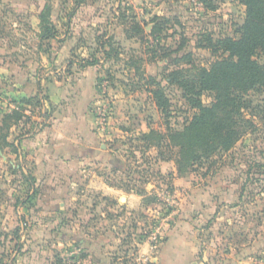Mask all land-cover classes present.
<instances>
[{
    "label": "rangeland",
    "instance_id": "rangeland-1",
    "mask_svg": "<svg viewBox=\"0 0 264 264\" xmlns=\"http://www.w3.org/2000/svg\"><path fill=\"white\" fill-rule=\"evenodd\" d=\"M82 1L0 0V66H22L23 79L39 80L34 94L20 97L17 74L0 72V264H158L167 230L181 222L194 229L197 262L264 264V91L249 92L244 113L252 125L228 151L178 169L177 147L166 136L196 111L168 73L183 69L193 79L199 68L226 57L213 54L208 39L235 37L245 6L240 0ZM46 4L57 36L39 49ZM73 17L85 21L72 25L82 34L67 58L57 57ZM132 22L140 25L142 41ZM101 46L110 48L107 58ZM255 57L264 64V52ZM92 59L105 82L102 102L92 110L106 118L102 125L96 119L95 128L120 167L83 168L74 176L55 169L51 183L38 180L28 140L54 124L61 104L49 99L48 83L78 77ZM158 87L165 111L150 92ZM37 94L39 105L20 103ZM212 95L202 92L199 99L207 105ZM16 107L21 120L2 123Z\"/></svg>",
    "mask_w": 264,
    "mask_h": 264
},
{
    "label": "trees",
    "instance_id": "trees-1",
    "mask_svg": "<svg viewBox=\"0 0 264 264\" xmlns=\"http://www.w3.org/2000/svg\"><path fill=\"white\" fill-rule=\"evenodd\" d=\"M201 1V0H200ZM245 6L243 24L238 28L235 37H220L208 39V48L213 54L222 52L226 57L217 60L209 69L199 68L195 76H186L183 69H175L168 73L170 82H175L187 92V102L196 111L185 123L181 130L167 129L169 144L177 147L175 164L180 169L181 165H192L200 160L210 159L218 153L228 151L242 136V128L251 126L244 111L249 107L248 94L250 91H264V64L256 59L258 52H264V0H240ZM76 6L82 0H73ZM167 22V19L160 17ZM154 25L151 35L155 33ZM132 30L136 31L140 41L143 40L141 27L132 22ZM38 47L42 41L57 36L55 26L51 21V7L46 4L39 15L37 26ZM109 47L101 46L100 52L107 58ZM98 63L97 59L86 62L84 66ZM141 79L139 68L135 72ZM151 79V77H147ZM97 80V91L100 92V83ZM155 99V105L166 110L167 99L161 88L150 91ZM202 92H211L212 100L204 105L199 99ZM40 97L23 98V105L40 104ZM19 107L12 110V114H4L2 123L15 117L21 120L22 113Z\"/></svg>",
    "mask_w": 264,
    "mask_h": 264
},
{
    "label": "crops",
    "instance_id": "crops-1",
    "mask_svg": "<svg viewBox=\"0 0 264 264\" xmlns=\"http://www.w3.org/2000/svg\"><path fill=\"white\" fill-rule=\"evenodd\" d=\"M64 21L61 18V23ZM83 24V19L71 18L66 23L68 33L62 34L64 40L57 51V57L67 58L73 47V41L80 37L81 30L73 31L72 25ZM63 24V23H62ZM38 51H40L38 49ZM40 57V52L37 53ZM67 60V59H66ZM23 64L22 62H20ZM26 63V62H25ZM24 63V64H25ZM0 72L17 74L20 87L15 89V95L20 97L34 94L37 90L38 78L28 77L23 79L22 66H15L2 61ZM97 69L90 66L83 68L78 77H66L62 81L52 80L48 83L50 100L58 99L60 113L54 114V124L42 128L41 134L28 140L27 147L35 162V178L42 176L51 183L54 170L60 176L77 175L78 169L111 166L120 167L118 159H110V154L105 144L100 140L99 132L95 128L97 115L92 108L100 106L102 97L97 91ZM38 85V93H40ZM38 148L41 150L39 151ZM44 183V179L41 181ZM193 227L188 222H181L169 228L164 241L160 244L158 264H202L194 259L195 236ZM195 262V263H194Z\"/></svg>",
    "mask_w": 264,
    "mask_h": 264
},
{
    "label": "built area",
    "instance_id": "built-area-1",
    "mask_svg": "<svg viewBox=\"0 0 264 264\" xmlns=\"http://www.w3.org/2000/svg\"><path fill=\"white\" fill-rule=\"evenodd\" d=\"M101 86L103 87V89L105 90V82H102L101 83ZM104 90H101V92L102 93H104ZM107 112V111H106ZM101 117V118H100ZM98 118H100V121H99V123H100V125H102V122L105 120L104 118H106V116H105V113L104 114H101V112H99L98 114H97V119ZM100 128L101 129H103V126H100Z\"/></svg>",
    "mask_w": 264,
    "mask_h": 264
}]
</instances>
